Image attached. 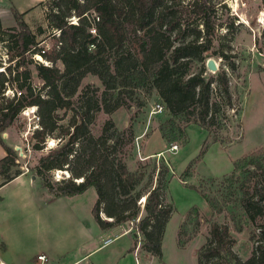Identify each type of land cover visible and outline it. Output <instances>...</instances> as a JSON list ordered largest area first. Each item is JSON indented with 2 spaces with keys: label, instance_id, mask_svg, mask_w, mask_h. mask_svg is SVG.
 Instances as JSON below:
<instances>
[{
  "label": "rangeland",
  "instance_id": "1",
  "mask_svg": "<svg viewBox=\"0 0 264 264\" xmlns=\"http://www.w3.org/2000/svg\"><path fill=\"white\" fill-rule=\"evenodd\" d=\"M199 1L210 11L213 33L199 59H188L187 73L202 70L204 79L215 80V73L222 69L230 95V104L225 106L216 84L211 85V102L217 108L206 128L172 117L148 81L132 86L135 76L129 86L106 91L111 96H103L105 89L98 78L86 74L70 99L73 108L86 99L98 106L97 111H90L88 126L95 141L111 131L108 128L103 132L107 123L120 133L117 141L106 144L112 145V155L121 158L128 173L141 175L137 190L160 185V200L171 209L163 229L160 255L143 248L144 239L135 227L143 217L145 196L136 202L135 219L101 229L91 215L96 200L92 188L78 195L60 196L57 184L67 180L69 173H37L47 150L56 145L57 149L62 143L55 136L60 127H65L70 113L54 108L48 118L47 136L37 123L35 107H26L0 132V160L7 155L4 149L12 153L7 158L11 159L7 162L8 171L0 172V184L15 173L23 175L21 181L6 185L0 193V233L8 247L6 257L21 262L43 253L48 254L45 256L51 263L69 264L85 251L91 253L84 261L91 264H196L195 253L204 245L210 223L226 226L233 240L232 251L241 261L250 256L259 239V227L264 224V212L260 208L261 215L252 221L243 215L240 189L253 203L257 201V189L264 193V182L259 171L251 173L253 166L234 170V165L243 156L264 149V0ZM50 4L51 0H0V72L10 64L6 43L18 31L16 15L34 35L31 49H50L53 30L47 28L44 19ZM69 20L75 23L76 19ZM127 35L123 50L136 58L139 42L129 29ZM208 60L216 66L215 71L205 67ZM36 63L50 66L35 53L27 54L15 69L10 65L14 77L11 86L3 85L4 99H10L18 85L29 86L34 92L41 88L34 69ZM26 71L27 80L23 76ZM115 103L111 112L103 111ZM157 104L162 110L154 113ZM47 137L52 139H47L45 147ZM73 149H78L77 144ZM259 159L264 166V154ZM24 201L52 202L45 205ZM98 217L104 223L111 221L101 212ZM252 235L254 239L250 240Z\"/></svg>",
  "mask_w": 264,
  "mask_h": 264
},
{
  "label": "trees",
  "instance_id": "2",
  "mask_svg": "<svg viewBox=\"0 0 264 264\" xmlns=\"http://www.w3.org/2000/svg\"><path fill=\"white\" fill-rule=\"evenodd\" d=\"M201 3L199 0H51L44 14L47 28L53 30L50 49H31L34 35L16 15L18 31L6 43L10 64L0 72V132L11 124L21 109L35 107L40 130L50 136L48 118L51 111L54 108L68 111L70 115L65 127H60L55 136L62 143L57 149L56 145L47 150L49 153L40 159L37 173L50 170L68 172V179L57 184L60 196H74L92 188L96 200L91 215L101 229L135 219L138 213L136 202L145 196L143 217L138 219L135 227L144 239L143 248L155 256L160 255L163 229L171 210L160 200V185L137 190L141 175L128 173L121 158L112 155V145L106 144L107 141H117L120 133L107 123L103 132L108 128L111 131L100 141H95L88 126L90 111H97L98 106L86 99L73 108L70 99L86 74L98 78L105 89L103 96H111L105 94L106 91L129 86L135 76L132 86L139 87L148 81L172 117H182L186 124L206 128L217 108L216 103L211 102V85L216 84L225 106L230 104V95L222 69L215 73V80L212 77L204 79L202 70L187 73L188 59H199V54L207 50L213 33L210 11ZM72 17L76 19L75 23L70 22ZM190 19L193 20L188 22ZM128 29L139 42L136 58H131L123 50ZM29 53L40 55L50 64H35L41 88L34 92L29 86L18 85L11 98L4 99L3 85L11 86L14 77L10 65L13 64V69L21 66ZM229 67L233 68L232 65ZM23 76L27 80L28 72ZM116 106L117 103L103 111L109 113ZM47 139L52 138H45L43 146ZM75 144L77 150L73 149ZM4 151L7 155L0 160L2 174L8 171L7 162L11 159L7 158L12 154L9 149ZM263 154L264 149L260 148L243 156L234 165V170L253 166L251 173L259 171L264 182V166L259 163ZM18 175L6 177L0 186ZM78 179L81 182L73 181ZM45 187L49 186L45 184ZM240 190L239 207L252 221L261 215V209L264 212V193L257 189V201L252 203L247 200L245 191ZM206 202L211 206L210 200L206 199ZM100 212L111 221H101ZM258 236L250 256L241 261L232 251L233 240L226 226L210 223L208 237L195 253V263L264 264V224L260 225ZM253 239L252 235L250 240Z\"/></svg>",
  "mask_w": 264,
  "mask_h": 264
},
{
  "label": "crops",
  "instance_id": "3",
  "mask_svg": "<svg viewBox=\"0 0 264 264\" xmlns=\"http://www.w3.org/2000/svg\"><path fill=\"white\" fill-rule=\"evenodd\" d=\"M22 177L23 175H18L16 176L15 178H13L12 180L6 182L5 184L1 185L0 186V193L1 191L4 189V187L8 184H11V183H15V182H18V181H21L22 180ZM1 198V196H0ZM25 203H33V204H38L41 202V204H45V205H48L49 203H51L52 201H24ZM1 218H0V225H1ZM8 247L6 246V244L4 243L3 241V237L0 233V261H2L4 264H32L33 262V259L36 255L38 254H43V253H38L36 254L34 257H32L31 259H25L24 261H21V262H18L17 259L15 257H6L5 254H6V251H7ZM91 252H85V251H82L81 254L75 258L74 260H72L69 264H75V263H78L79 261L82 262V260H85V259H88V255L90 254ZM43 255H48V254H43ZM48 261H49V264H54V263H51L52 261L49 260L48 256H46ZM80 262V263H81ZM91 263V262H90Z\"/></svg>",
  "mask_w": 264,
  "mask_h": 264
},
{
  "label": "built area",
  "instance_id": "4",
  "mask_svg": "<svg viewBox=\"0 0 264 264\" xmlns=\"http://www.w3.org/2000/svg\"><path fill=\"white\" fill-rule=\"evenodd\" d=\"M40 53L42 54V51H40ZM161 110H162V106L157 104V105H155L153 112L159 113V112H161ZM80 262L81 261H79L78 263H75V264H81ZM82 263L83 264H91L89 262H85L84 260H82ZM0 264H4V263L2 261H0ZM32 264H49V261L45 255L38 254L34 257Z\"/></svg>",
  "mask_w": 264,
  "mask_h": 264
},
{
  "label": "water",
  "instance_id": "5",
  "mask_svg": "<svg viewBox=\"0 0 264 264\" xmlns=\"http://www.w3.org/2000/svg\"><path fill=\"white\" fill-rule=\"evenodd\" d=\"M205 67L209 70V71H215L216 70V66L214 65V63L211 60L206 61L205 63ZM80 182V181H79Z\"/></svg>",
  "mask_w": 264,
  "mask_h": 264
},
{
  "label": "bare ground",
  "instance_id": "6",
  "mask_svg": "<svg viewBox=\"0 0 264 264\" xmlns=\"http://www.w3.org/2000/svg\"><path fill=\"white\" fill-rule=\"evenodd\" d=\"M38 57H39V56H36V55H35V58H37V59H38ZM39 58H40V57H39ZM38 60H40V61H41V59H38ZM32 109L34 110V108H33V107L31 108V110H32Z\"/></svg>",
  "mask_w": 264,
  "mask_h": 264
}]
</instances>
